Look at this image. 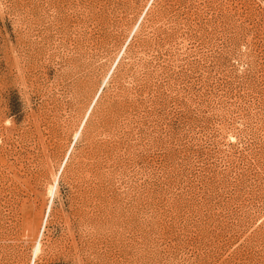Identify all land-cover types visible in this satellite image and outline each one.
<instances>
[{
	"label": "rangeland",
	"instance_id": "374dc122",
	"mask_svg": "<svg viewBox=\"0 0 264 264\" xmlns=\"http://www.w3.org/2000/svg\"><path fill=\"white\" fill-rule=\"evenodd\" d=\"M0 264H264V0H0Z\"/></svg>",
	"mask_w": 264,
	"mask_h": 264
},
{
	"label": "bare ground",
	"instance_id": "6f19581e",
	"mask_svg": "<svg viewBox=\"0 0 264 264\" xmlns=\"http://www.w3.org/2000/svg\"><path fill=\"white\" fill-rule=\"evenodd\" d=\"M54 185H56V187H57V183H55ZM54 185H53V187H54ZM52 187V188H53ZM51 188V187H50ZM38 250H40V244L38 245V248H37Z\"/></svg>",
	"mask_w": 264,
	"mask_h": 264
}]
</instances>
